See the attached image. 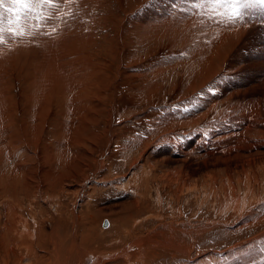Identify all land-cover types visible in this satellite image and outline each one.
I'll list each match as a JSON object with an SVG mask.
<instances>
[{"label":"rangeland","instance_id":"374dc122","mask_svg":"<svg viewBox=\"0 0 264 264\" xmlns=\"http://www.w3.org/2000/svg\"><path fill=\"white\" fill-rule=\"evenodd\" d=\"M63 1L69 6L61 9L46 4L36 7L35 13L44 17L50 15V18L38 31L33 29L34 35L21 38L22 45L13 48L4 58L7 75L1 74L0 65V77H6L7 101L18 109V131L25 133V126L31 124L35 128L32 135L39 143L51 141L53 144L61 138L66 150L69 148L66 138L72 139V149L76 152L72 150L63 155L67 164L74 158L80 163L84 157L83 169L77 166V172L71 171L62 183L58 181L55 185L66 190L58 198H62L66 207L56 215L43 217L42 242L35 250L48 248L62 254L71 253L72 236L65 235L64 231L82 226L81 220L73 221V208L78 200L76 190L80 181L93 175L95 182L91 180V183L96 185L79 203L90 201L98 208L97 212L101 209L96 217L103 228L113 223L115 212L136 213L139 208L138 215L141 216L138 221L148 223L136 236L151 231L144 251L148 259L143 263L264 264V162L256 164L254 169L258 171L259 179L244 172L233 175L234 189L231 188V195L225 198L224 188L220 183L214 184L206 174L209 170L221 173L219 170L224 165L210 163L206 166L207 158L210 161L215 155L204 150V147H210V150L219 146L220 136L229 134L230 130H225L213 135L223 129L222 116L228 113L229 106L245 98L243 93L224 97L219 93L224 87L218 88V85L226 84L234 75L240 76L243 82L250 75L247 70H251L250 76L255 78V71L263 66L264 6L245 7L244 0L235 6L212 0L215 14L231 27L228 44L225 38L222 40L201 32L194 24L185 31L182 22L169 20L167 30L163 32L161 19H169L168 8L175 5V0ZM57 2L55 0V4ZM233 8L242 15L230 20ZM156 9L158 14L155 15L161 22L151 19ZM70 12L69 17L79 18L81 22L74 27L82 34L75 44L68 33L72 27L63 29V19ZM213 24L219 26L218 21ZM143 29L149 31L148 38L143 36ZM41 34L48 40H42ZM54 35L63 38L55 39ZM208 35L213 37L211 49L217 51L219 57L216 56V60L225 61L227 66L239 58L252 67H240L239 71L233 68L230 74H222L220 69L222 73L208 86L203 88L197 84L193 88L190 83L194 70L189 67L190 62L205 59L206 55H192V49L205 47L206 42L202 40ZM221 41L227 44H219ZM80 42H85L82 43V52L76 45ZM7 44L8 36L5 35V42L0 46L6 49ZM74 49L83 56L71 59L74 58ZM225 49L226 53L221 55ZM73 68L78 76H82L81 80L73 77ZM73 82L78 83L79 90L73 88ZM208 92L219 93V101L205 100ZM251 101L248 100L250 105L246 102L247 106H255V100ZM194 110L197 113L187 120L191 116L186 114L191 115ZM171 139H180L193 146L185 149L194 152L189 158L198 167L191 174L190 182L179 191L164 178L169 170L174 171L179 165L171 154L181 157ZM13 146L18 156L26 153L22 145ZM223 147L218 148L225 149ZM138 192L144 195L139 202L135 199ZM237 200L240 206L235 205L236 208ZM226 203H232L234 207ZM51 208L55 212L54 206ZM251 223L254 226L249 230L238 232V227ZM53 229H57L59 236H64L67 241H61ZM2 236L0 231V257L5 252ZM6 239L7 244L12 242L8 237ZM9 258H15L13 252L9 253Z\"/></svg>","mask_w":264,"mask_h":264},{"label":"bare ground","instance_id":"6f19581e","mask_svg":"<svg viewBox=\"0 0 264 264\" xmlns=\"http://www.w3.org/2000/svg\"><path fill=\"white\" fill-rule=\"evenodd\" d=\"M56 1L59 2V0ZM175 1V5L171 4V8H168L169 10L167 14L169 19H161L163 22L161 24L164 29L163 32H166L170 21L172 23L182 22V26L184 27L185 31L188 30V27L191 24H194L200 27V30L198 29L199 31L212 34L218 39L220 38L223 40V38H225L229 44L227 37H230L231 35V33L229 34V32H231V27L227 26V22L224 18H220L215 14L214 6L211 4V2H213L212 0H184L183 2L180 0ZM64 4L66 3L61 0L58 4H55V8L61 9L69 6ZM168 6H170V4H168ZM158 9L154 11L156 13L151 16V19L161 22L158 16L155 15L158 14ZM71 14V12L68 13L63 19V29L66 30L72 27L70 29L72 31H68V33L70 34V40H73L75 44L76 40L79 39L82 34L74 29V27L80 25L81 22L79 18L75 17V15V19L69 17ZM216 21H218V27H215L213 24V22ZM61 32H64V30L62 31L61 29ZM61 32L59 34L63 35ZM142 32L143 36L148 38L149 31L143 29ZM163 32L161 34H163ZM68 33H66L65 36H67ZM4 35L8 36V44L6 49H3L0 46V65L1 74L7 75L8 67L4 65V58L11 53L13 48H16L22 44H20L21 38L13 39L8 35L7 32H5ZM42 36V40H48L46 36ZM54 37L55 39L63 38L62 36L56 35H54ZM202 42H206L205 47L195 49V51L192 49V55H194V53H203L202 55H206V58L204 57L205 59L201 58L196 59L194 62H190L191 64L189 67L194 70V72H192V76H194V78L191 79L190 83L193 88H196L197 84L203 88L208 86L209 83H212V81L215 80L216 77L220 75V73H222L220 72V69L223 70L222 74H228L229 71H233V68L235 71H239L243 67H246L247 69L248 67L249 69L252 67L246 63H243L244 61L238 60L239 58L234 60L232 64L228 63L226 66L225 61H219L220 59L216 60V56L219 57L217 55V51H212L213 48L211 49L213 37L208 35L202 40ZM227 42L221 41L218 43L223 45L227 44ZM82 43L85 42L76 44L80 48L81 52V49H83ZM74 50V56H72L74 58L71 59L80 58L83 56L81 52L78 53L76 52V49ZM226 50L227 49L223 50L221 55H223ZM87 52L88 50H86V53ZM71 59L67 61L69 62ZM250 59L255 61L253 60L254 58ZM262 61L263 66L255 71V78L250 76L252 71L247 70L250 75L247 74L248 76L245 77L243 82H241L240 76L234 75V77L230 81H227L226 84L223 83L224 86L223 84L218 85V88L224 87V89H220V92L218 91L224 97H233L234 95L241 93L244 95L243 98L245 97L243 100L238 102L236 101V104H231V102L229 103L231 105L229 106L230 109L228 113L222 116V123H225L223 124V129L221 128V131L216 132L213 135L222 131L225 132V130H230L229 134L220 136L219 139H222V141H217V143H220L218 144L219 146L216 145L210 150V147H204V150L208 152V154L210 153V155H215L214 158L212 156L210 161L207 158L205 161L206 166L210 165V163L213 165H224V167L219 170L222 174L219 172H210V170L206 174L209 175L214 184L220 183V185L224 188L225 198H229L231 195V188L233 187L234 178L233 175L244 172L246 175L257 178L258 171H254L256 168L255 166L256 164H262L264 162V59H262ZM54 63L52 65L56 64ZM170 64L174 65V62H171ZM71 70L73 77L81 80L82 76H78L74 72V68ZM5 79L6 77H0V231L3 232L1 241L5 246L4 256L0 257V264H66L76 261H79L81 264H146L143 262L148 259V255L147 253H144V251L147 249L149 244L147 239L151 238V231L144 232L145 234L143 233L141 236H136L138 231L145 229L146 224L148 223L145 220L141 222L138 221V218L141 216L138 215L140 212L139 208L136 213L134 211H124L121 213L115 212L116 214H113L112 216L113 223L110 226L103 228L100 225L99 219L96 217L101 209H99L97 212V207H95L90 201H86L82 204L79 203L81 200H85L87 193L95 187L96 183L93 185L91 183V180L95 182L93 175L85 177L82 182L80 181L78 189L76 190L78 200L77 203H75V207L73 208V221L75 220V222H77L78 220H81L82 226L80 224L78 227H75V229L69 228V230L64 231L65 235L72 236L73 244L71 253L62 254L59 250L48 248H40V251L35 250L36 245L42 242L41 232L43 217L45 215H56L62 212L66 207L62 198L58 199L61 197L63 192L65 193L66 190L61 187L57 188L55 185L58 184V181H61L62 183L64 178L68 177L71 171L77 172V170H79L78 168L75 169L77 166H79L80 169H83L82 161H84V157L80 159V163L78 160L75 161L76 158H72L73 161L71 160L70 163L67 164V161L63 155L71 153L72 150L76 152L74 149H72L74 146V141H72V139L69 140L65 137L69 147L66 150L61 138H58L56 141L58 142L57 144L56 142L51 144V141L47 143H39L38 140L32 135L35 128L30 126L31 124L25 126V133L19 132L17 127V124L19 123L18 109L9 105L7 101ZM73 83V88L79 90L77 87L78 83ZM219 93L212 94L208 92L206 93L207 96L205 97V100L208 102H218V98L220 97L218 95ZM249 99L250 103L253 101H251V99L255 100V103L253 102L255 106H252V104V107L249 106ZM246 102L249 104L248 106ZM79 103L81 104V102ZM78 109L79 108H77V110ZM220 111H222V108ZM191 113V115L186 114V116H191L189 117L190 119L188 118L187 120H191L193 115L197 112L194 110L191 111ZM32 127L33 129H31ZM28 129L29 133H27ZM213 140L216 141L215 139ZM199 141L197 142L198 146H200ZM170 142L175 146L177 145V148L174 149H178L177 153H179L181 157L174 156L175 153L171 154L172 156L170 157H172V159L177 158L179 165L176 167L177 169H174V171L169 170L164 175V178H167V182L170 184L172 183V186L175 188V190L179 191L181 187L190 182L192 178L191 174L195 173L198 167L196 164L191 162V159L189 158V156H191L192 153L194 154V152L192 150H187V148L185 149V147L191 146L189 145L190 143L186 145L180 141V139H171ZM13 145H22L23 151L26 153L23 156H18L17 149ZM222 146H224L223 148L225 149L218 148H222ZM192 147L193 146H191V148ZM77 148V152L79 153L80 148ZM84 153H86V150ZM237 166H240L241 168H238ZM250 170H253L251 174L249 173ZM76 178H74V180ZM137 194V198L135 199L137 202H139L140 199L144 197V195L140 194L139 192ZM56 199H58L57 202H53V200ZM230 204L231 205H228L233 206L232 203ZM235 205L237 207L240 206L239 202L234 204V206ZM52 206H54L55 212L52 210ZM32 219H34V221ZM257 222L258 220L255 221V225ZM253 224L251 226H246V224L241 225V227H238V232L249 230L254 226ZM53 233L59 236L57 229H53ZM6 237L12 241L10 244H7L8 241ZM59 238L61 241H67L64 236H59ZM130 241L134 242L129 243ZM127 243H129L128 247L126 246ZM134 248L137 250H134ZM114 251H116V254ZM10 252H13V255L15 256V258L12 260L9 258Z\"/></svg>","mask_w":264,"mask_h":264},{"label":"snow or ice","instance_id":"6c2138e0","mask_svg":"<svg viewBox=\"0 0 264 264\" xmlns=\"http://www.w3.org/2000/svg\"><path fill=\"white\" fill-rule=\"evenodd\" d=\"M5 2L6 0H0V43L5 42V32L13 39L34 35L33 29L38 31L43 26V22L50 18V15L44 17L35 13L36 7L44 4L51 7L56 6L55 0H7L9 5L7 7ZM216 2H228L235 6L240 3V0H216ZM256 5L264 6V0H244L245 7ZM241 15L242 13L233 8V16L229 19L235 20ZM34 20L36 23H33Z\"/></svg>","mask_w":264,"mask_h":264}]
</instances>
